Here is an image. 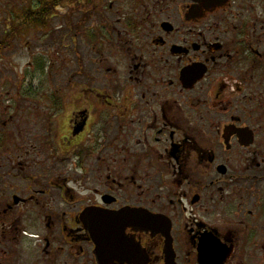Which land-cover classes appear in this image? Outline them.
I'll return each mask as SVG.
<instances>
[{"label": "flooded vegetation", "instance_id": "af4514ba", "mask_svg": "<svg viewBox=\"0 0 264 264\" xmlns=\"http://www.w3.org/2000/svg\"><path fill=\"white\" fill-rule=\"evenodd\" d=\"M126 2L61 134L0 127V264H264L263 0Z\"/></svg>", "mask_w": 264, "mask_h": 264}, {"label": "rangeland", "instance_id": "374dc122", "mask_svg": "<svg viewBox=\"0 0 264 264\" xmlns=\"http://www.w3.org/2000/svg\"><path fill=\"white\" fill-rule=\"evenodd\" d=\"M50 1L54 0H0V127L28 126L40 136L51 132L53 138L63 126L57 124L56 117L65 113L63 105L70 100L72 109L82 104L70 98L77 86L87 85L89 77L104 78L108 72L107 78L111 75L117 78L114 73L120 61L100 58L95 48L98 41L112 42L116 25L108 31L113 22L105 21L103 31L98 29V23L102 15H115L122 5L126 8L128 2L55 0L57 3L52 10L48 7ZM32 8L51 11L52 16L46 20V25L34 22L14 38L13 28ZM255 13L264 14V0L256 6ZM103 20H107L106 17ZM22 25L21 22L19 26ZM116 35L118 39L121 36L119 32ZM26 114L31 116L28 124L24 120ZM65 116H69V112Z\"/></svg>", "mask_w": 264, "mask_h": 264}, {"label": "trees", "instance_id": "16d2710c", "mask_svg": "<svg viewBox=\"0 0 264 264\" xmlns=\"http://www.w3.org/2000/svg\"><path fill=\"white\" fill-rule=\"evenodd\" d=\"M55 3H57V1H55V0L52 1V2L50 1L48 3V7L51 8L52 10L55 9V6H56ZM63 3H64V1H63ZM50 16H52L51 11L50 12H48L47 10L46 11H37L36 8H32L30 12L24 14V17L19 18L20 21L18 22V24L15 23V24H17V26L13 28L14 29V35H13L14 38L19 33V31L21 29H26L28 27H31L32 24H34V22L35 23L39 22L43 26L46 25V20ZM15 18L18 21V14L16 15ZM21 22H22L23 25L19 26V24H21ZM0 48H1V46H0Z\"/></svg>", "mask_w": 264, "mask_h": 264}, {"label": "water", "instance_id": "95a60500", "mask_svg": "<svg viewBox=\"0 0 264 264\" xmlns=\"http://www.w3.org/2000/svg\"><path fill=\"white\" fill-rule=\"evenodd\" d=\"M91 211H89V212H86V213H84V217L85 216H88V215H93V216H96L95 215V213H90ZM97 230L98 229H96V228H92V229H90V231H91V233H92V235H93V240H94V242L97 244V246H98V250H97V256H98V259H99V262H100V244H101V242L103 241V239H101L99 236H98V233H97ZM107 233H109L110 231L109 230H107L106 231ZM105 240V239H104ZM105 242V241H104Z\"/></svg>", "mask_w": 264, "mask_h": 264}]
</instances>
